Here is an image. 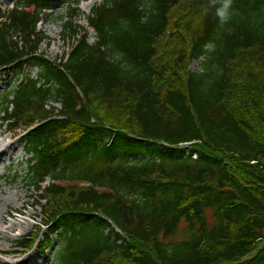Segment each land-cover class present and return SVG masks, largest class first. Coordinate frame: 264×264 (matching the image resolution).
<instances>
[{
  "label": "trees",
  "instance_id": "1",
  "mask_svg": "<svg viewBox=\"0 0 264 264\" xmlns=\"http://www.w3.org/2000/svg\"><path fill=\"white\" fill-rule=\"evenodd\" d=\"M183 1L101 0L93 44L75 1L59 61L38 50L50 0L0 16V73L18 78L0 108L25 127L30 185L51 204L42 250L61 240L54 264H264V0H231L224 23L226 0H195L163 61Z\"/></svg>",
  "mask_w": 264,
  "mask_h": 264
},
{
  "label": "rangeland",
  "instance_id": "2",
  "mask_svg": "<svg viewBox=\"0 0 264 264\" xmlns=\"http://www.w3.org/2000/svg\"><path fill=\"white\" fill-rule=\"evenodd\" d=\"M74 1L76 0H51L55 10L47 18L44 17L46 19L37 28V31L41 32L44 37L38 50L46 59L59 61L70 50L72 42L70 39H64L62 30L63 24L68 17L67 9ZM78 1H80V15L74 18V22L86 33L88 30L87 16L91 13L92 8L100 4L101 1ZM12 4L13 0H0V15L10 9ZM195 5V0H184L181 5L171 10L169 14L171 23L168 33L158 43L160 57L163 61L169 59L172 49L170 46L172 43L171 37L183 31V28L193 21L189 19L195 17L196 12H199L193 11V6ZM199 20L200 17L197 16L193 26ZM87 40L89 44L94 43L95 35L93 32H88ZM188 69L194 72L197 71L199 69V60L190 62ZM24 73L31 76V78H37L40 75V70L28 67ZM16 76V71L0 73V97L15 91ZM48 106L60 109V104L54 98L49 101ZM1 111L2 108H0V131L8 127L7 123L2 121L3 115ZM17 127H20V124ZM7 129L8 131L5 133L6 143L12 142L14 144L8 153L15 152V157L10 161H4L0 166V231L10 222H14V220L27 224V228L25 230L16 228L13 232H9L6 237H0V264H54L55 253L61 246L60 237L52 236L54 242L45 251H41L39 246L41 241L46 240L51 231V229L41 227L46 220L44 211L50 209L51 204L49 202H41L40 193L30 185L29 157L25 153V144L20 135L23 128L10 130L8 127ZM9 135H12V138H9ZM22 195H25L24 199L21 198ZM15 196H18V200ZM29 211L35 213L32 218L25 215ZM27 235H35V242L40 241L38 246H33L29 250L27 248H19L18 243Z\"/></svg>",
  "mask_w": 264,
  "mask_h": 264
},
{
  "label": "bare ground",
  "instance_id": "3",
  "mask_svg": "<svg viewBox=\"0 0 264 264\" xmlns=\"http://www.w3.org/2000/svg\"><path fill=\"white\" fill-rule=\"evenodd\" d=\"M7 128L8 127H5L4 130L0 131V166L4 163V161H10L15 157V152H10V154L8 153L12 149L14 144L12 142L6 143L5 133L8 131ZM8 137L12 138V135H9ZM15 198L18 200V196H15ZM21 198L24 199L25 195H22ZM25 215L29 218H32L35 213L33 211H29ZM16 228L25 230L27 228V224L14 220V222H10L6 225L5 228L0 231V237H6L9 232H13Z\"/></svg>",
  "mask_w": 264,
  "mask_h": 264
},
{
  "label": "clouds",
  "instance_id": "4",
  "mask_svg": "<svg viewBox=\"0 0 264 264\" xmlns=\"http://www.w3.org/2000/svg\"><path fill=\"white\" fill-rule=\"evenodd\" d=\"M231 0H226L222 7L217 9V16L220 18L221 23L226 22L229 19L228 9L230 8Z\"/></svg>",
  "mask_w": 264,
  "mask_h": 264
}]
</instances>
